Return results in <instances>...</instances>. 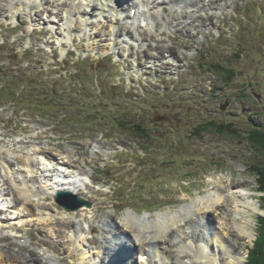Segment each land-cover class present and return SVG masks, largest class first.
<instances>
[{
    "label": "rangeland",
    "instance_id": "rangeland-1",
    "mask_svg": "<svg viewBox=\"0 0 264 264\" xmlns=\"http://www.w3.org/2000/svg\"><path fill=\"white\" fill-rule=\"evenodd\" d=\"M53 1H33L28 9L24 0H18L13 5L12 19L11 15L5 17L10 0H0V152L8 158L29 153L34 162V172L18 171V166L12 164L11 168L5 167L4 173L11 179L18 173L34 177L31 188L36 192L31 199L40 210L39 217L31 220L26 209L16 207L0 170V216L10 227L4 231L0 245L16 242L18 234L13 230L17 224L20 229L26 223L34 239L30 249L38 253L21 244L24 253L43 257L48 247L43 243H48L59 249L64 264H96L94 257L104 249L100 243L101 223L124 228V218L131 212L142 217L150 214L153 222L157 213L145 214L144 209L160 204L166 205L162 212L168 208L176 211L191 204L188 199L239 185L251 192L253 203L262 211H252L256 208L253 205L249 212L242 207L252 217L248 227L254 229L255 238H241L234 233L247 261L260 223L264 222V193L257 191L250 168L264 166V156L244 140L250 128L264 126V0H229L227 6L226 0H217L214 10L202 9L201 0H196L199 9L194 5L167 7L168 15L160 11L159 19L149 21L151 31L137 25L135 30L122 21V36H117L116 46L109 41L102 50L93 47V42L102 38L108 41L114 32L107 22H96L100 3L94 16L86 14L82 19L73 13L71 19L78 21V28L68 35L57 20L63 8ZM75 5L74 12L79 8L88 13L83 0ZM64 10L66 17L68 7ZM192 11L196 13H192L196 20L193 25L187 18ZM18 12L22 16L17 21ZM43 18L47 23L42 22ZM55 20L58 24L49 23ZM202 20L207 23L202 25ZM155 22L159 23L157 29ZM31 24L36 25L39 35L32 34ZM82 27L88 34L84 30L78 36ZM130 29L131 37L126 36ZM57 40H65L66 46L58 47ZM159 46L174 49L176 56L167 60L172 63V71L162 73L153 68L145 74L132 57L139 52L141 61L148 48L154 50L145 52L146 56H158L155 49ZM127 50H131L132 57L128 58ZM169 51L160 53L167 56ZM213 65H221L231 73L214 70ZM15 100L16 106L7 105ZM47 112L53 113L52 117H40ZM224 124L233 126L236 134H219V126ZM45 153L55 161L43 157ZM66 156L72 158V166L63 165ZM49 175H53V182L43 181ZM58 180L84 189L85 200L92 203L76 236L66 228L61 230L60 225L75 220L73 215L55 203V195L48 197L57 186L68 187ZM250 196L245 195L247 199ZM26 208L33 210L31 205ZM206 220L215 233L209 240L219 237L217 218ZM87 224L95 228L96 234H90ZM91 237L95 238L90 240L92 244L88 240ZM138 256L135 259L140 260ZM258 264H264V260Z\"/></svg>",
    "mask_w": 264,
    "mask_h": 264
},
{
    "label": "bare ground",
    "instance_id": "bare-ground-1",
    "mask_svg": "<svg viewBox=\"0 0 264 264\" xmlns=\"http://www.w3.org/2000/svg\"><path fill=\"white\" fill-rule=\"evenodd\" d=\"M15 1L16 0H10L9 9L7 11V13H9L10 11L12 17L14 16V13L11 12V9H12L11 6L12 4H14ZM33 1L37 2V0L29 1L27 5L28 9H30V4ZM75 1L76 0H66V2H64L62 0H54V3L59 8L64 9L65 7H68L67 15L71 17L72 12H73V9L71 7L74 6ZM84 1L86 4L85 5L86 9H88V13H86V10L84 12L83 10L78 9V8L77 10H75L76 16H81L82 19H84L83 17L86 14H91L92 16H94L96 14V9L99 8L98 7L99 3L101 6L100 14H102V12L111 14L110 20H109V16L107 15L105 16L103 15V19L105 20V22L110 23L109 27L111 28V32L113 31L114 33L112 34V37L108 39V41L102 38V39H99L98 43L93 42V47H95L98 50L105 49L106 44H108L109 41H112L113 44L115 43L114 46H116L117 36L118 35L119 37L122 36V30L120 29L119 24L123 16L120 15L119 11H124L125 5L130 6L129 13L133 9H135L136 12L138 13V16H136L137 14H135L132 17L133 27L136 26V23H137V27H140L142 25V24L140 25L142 18L149 20V18L159 17L157 14L160 12V10L163 11L162 15L164 14L166 15L167 11L165 9V6L168 5V6L174 7L177 4H179L180 1L185 2L186 8L188 6L193 7V5L195 9L200 8L197 5L198 3H196L197 2L196 0H147V1L146 0H127V1L120 0V3L117 4V6L113 3V0H84ZM201 1L202 2H200V4L201 3L203 4V5L202 4L200 5L202 9L209 7V10H214V8L218 6L217 0H201ZM228 1L229 0H226L225 2L226 4H224L225 6H227ZM122 2H126V4L122 5ZM206 3L208 4L206 5ZM141 8H143L142 13H139V10ZM63 11L61 14L64 13ZM194 11L191 12V17H187L188 20L190 21V24L192 25L196 21L194 19L195 17L192 14V13H195ZM115 13L117 14L119 13V15L115 16ZM128 16L129 15H127L126 19H128ZM186 16H189V15L187 14ZM16 17L18 19L21 16L17 15ZM167 18L168 16H166V19ZM11 20L12 19H10V21ZM67 20H68L67 21L68 27L65 28V24H63V31L69 35L70 33L69 31L71 30V28L72 30H76V28H78L77 27L78 21L75 20V22L74 21L71 22V20L69 19ZM64 21L65 20L63 17H61V19L58 20L59 23H63ZM144 21L145 20H142V23ZM200 22L202 25H205L207 23L205 20L204 21L202 20ZM49 23L53 24V26L58 24L56 21H49ZM83 23L84 21L80 20L79 25L83 26ZM85 25L89 27V24L88 23L86 24V22H85ZM35 26H36L35 24L33 25L31 24V27L34 30H36L37 34H39L40 31H38ZM149 26L150 24H147L146 27H148V30L151 31ZM156 27H158V24H156ZM52 30H54V27H52ZM84 30H85V35L88 34L86 27L84 28L82 27L80 32H77L78 33L77 35L81 36ZM135 30H137V28ZM51 35L52 33L50 34V37ZM131 35H132V32L130 29L126 33V36L131 37ZM53 36L57 38L58 33L56 30H54ZM89 36L91 37V35ZM93 36L96 37V33L95 34L93 33ZM134 36L135 35L133 34V37ZM72 37H70V40H72ZM65 40L62 43H65ZM90 40H92V38H90ZM58 42L59 41L57 40V43ZM59 43L60 45L58 46H61L62 43L61 42ZM165 49L170 50L167 53V56H164V54L160 53L161 50H165ZM148 50L153 51L154 49L152 48L151 50L148 48L144 50L142 53L143 55H142L141 61H139L141 53L139 54V52H136L135 53L137 56L136 58H133L131 56L132 55L130 53L131 50H127V53H129L128 57L129 58L132 57L133 61L137 63L138 68L145 69L144 71L145 74H150L149 70L153 68L158 69L159 71H162V73H169L172 71V67L169 66V64H172V63L167 62V60L169 58L174 59V57L176 56V54L173 52L174 49H172L171 47L165 48V47L159 46L155 49L158 52V56L153 55L154 57L150 55L146 56L145 52H147ZM149 63H150V66L148 65ZM145 66H149V67L144 68ZM45 154L46 155H44L43 157L48 158L50 160H54V158L47 155L48 153H45ZM28 155L26 154L19 155V156L16 155L17 157L8 158V156L4 157L3 152H0V166H1L0 170L3 171L4 173L5 167L11 168L13 167L12 166L13 164L15 166H18V169H19L18 171L25 172V170H28L27 171L28 173L34 172L32 170V167L34 166V162H32L33 159H31V157H29L30 155L29 156ZM66 158H67V161L64 162V165L72 166V164L74 163L72 158L70 156H66ZM16 163L18 164L16 165ZM27 172L25 174H27ZM3 175L5 177L4 176L2 177V181L4 182V185L8 187L9 193L15 197L14 200L16 201V207L18 205L20 206V208L26 209L27 216L29 215L28 217H31V220L34 219L35 216H38L39 215L38 212L40 210L34 207V204L32 203V199H31L32 194L36 192V191L34 192L32 191V188H33L32 184H35L34 182L35 180L33 179L34 177L29 176V175L22 176V173H20V176H17L19 175L18 173L15 179H11L5 173ZM64 180H62L63 182L59 184L65 185L68 187L58 189V186H57L50 193H48V197L56 195V193L60 190H68L76 195H78L77 193H79L80 195L78 196L82 198L85 197L84 194L86 192H83L84 189H82L81 191V189L76 188L75 186L71 187L70 186L71 181L69 179L68 180L70 182L64 181ZM246 193H248V195H251L250 197L252 201L250 198L247 199L245 197ZM252 196L253 195L251 194V192H249V190L247 189H244V187L241 188L239 185L235 187L228 186L225 188L224 191L222 190L221 192H216V191L210 192V193L208 192L206 193V195L198 196L199 198L196 197L197 199H188L187 201H190L191 204L189 205L184 204L181 206V208L179 207V209L176 211H173L171 208H169L164 212H159L156 214L157 219L154 220L153 222L150 221V217L148 216L140 217V216H137V214H134L131 212L124 218V223L122 224L124 228L117 227L111 222H108L109 224H104L105 228L103 229V232H104L103 241L100 243L102 244V246H104L105 251L107 253L112 254V256H116L119 253V250L115 248H110V247L112 246L114 247L115 245H117L119 246V249H123L121 247L126 245V243L123 242V238L128 239L129 242L131 243V245H129V248H131V246H133L134 249H136V247L139 248L138 253L140 255V260H138V258L135 259L136 264H174L173 261H175L178 264H245L246 257L244 258L243 254H241L240 248L238 247L236 243L237 238L234 237V233L236 231L239 234V237H241L240 235H242L245 238H248L250 240L255 238L254 229L252 231L251 230L252 227L251 228L248 227L249 224H252V221H253L252 217L249 214H245L244 209H243V208H246V211L249 212L250 211L249 209L253 208V206H256V208L255 209L253 208L254 210L252 211H255L257 214H260L261 210L258 208L257 204L253 203V201L255 202V200L253 198L254 196L253 197ZM30 205L33 206V210L31 211L28 210V208H26V207H29ZM224 206H227L230 209H226ZM225 210L227 211L225 212ZM87 212H88V208H82L81 210L76 211V212H67L69 216H71L72 214L75 220L60 223V225L62 226V227L60 226L61 230L62 229L64 230L66 228L73 235L75 236L78 235L81 232V223L82 221H84ZM75 213L76 214L78 213L77 215L79 216H76ZM245 215H248V217ZM3 216L5 217V215ZM79 217H81V219L76 220V218H79ZM208 217H214L215 220L217 218L216 222L218 223L217 229L219 231V237L217 238L213 237V239H210L207 242H203L200 233H198V231L200 232V230L195 225L197 224V221L202 224L203 218H208ZM25 222H27V220H25ZM22 225L20 229L18 228V224L16 226V230L18 234L16 242L11 240L10 242H7L6 246L0 245V248L3 246V248L0 249V264H64L60 262L61 253L58 251L59 249L57 250L53 248L48 243H43V246L45 244H47L48 246L46 248V251L45 252L43 251V257L39 256L40 258H38L36 255L24 253V251L20 247L21 244L24 245L26 250L30 252L36 253V251L33 249H30V247L33 246V243L31 245V239L33 241L34 239L32 238L29 230H26L29 228L28 224L25 223V225L23 226ZM88 226L89 225L87 224V227ZM90 228H91L90 234H94L95 228H93L92 226H90ZM5 230L6 229L4 227H1L0 240L5 236V232H4ZM110 242H112V244H110ZM155 242H157L158 244H154ZM202 242L203 244L201 245ZM1 243H3V241H0V244ZM90 243H92V241H90ZM93 244H96V241ZM153 248L156 250L155 252H153L152 250ZM3 249H6V251H3ZM167 254H170L171 258L167 256ZM144 258H146V260Z\"/></svg>",
    "mask_w": 264,
    "mask_h": 264
},
{
    "label": "trees",
    "instance_id": "trees-1",
    "mask_svg": "<svg viewBox=\"0 0 264 264\" xmlns=\"http://www.w3.org/2000/svg\"><path fill=\"white\" fill-rule=\"evenodd\" d=\"M212 68L214 70L223 71L225 73H231L229 69L224 70L221 65H213ZM52 115L53 113L47 112V114L40 117L43 119H49L50 117H52ZM219 132V134L226 133L227 135L236 134V130L229 124H224L221 127L219 126ZM244 140L251 148L260 152L264 156V126L261 127L259 125H255L253 128H250V130L247 131L246 134H244ZM250 168L252 169L250 170L254 172L258 191L264 193V166L259 165L256 168L253 166ZM262 220H264V218H262L261 221ZM260 260H264V222L260 223L259 235L255 242L254 248L250 250L248 262L246 264H258Z\"/></svg>",
    "mask_w": 264,
    "mask_h": 264
},
{
    "label": "water",
    "instance_id": "water-1",
    "mask_svg": "<svg viewBox=\"0 0 264 264\" xmlns=\"http://www.w3.org/2000/svg\"><path fill=\"white\" fill-rule=\"evenodd\" d=\"M67 199H69V200L72 199L76 203L73 206H70L66 202ZM56 201L59 205L63 206L65 208V210H67V211L78 210L79 208H81L83 206H87V207L91 206L90 203H88L82 199L76 198L71 192H68V191L59 192L58 196L56 198Z\"/></svg>",
    "mask_w": 264,
    "mask_h": 264
}]
</instances>
